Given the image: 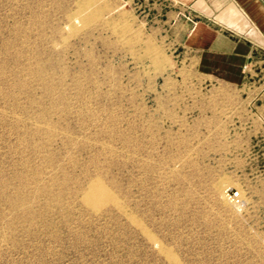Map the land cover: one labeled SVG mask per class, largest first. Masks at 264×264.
Wrapping results in <instances>:
<instances>
[{"label": "rangeland", "instance_id": "rangeland-1", "mask_svg": "<svg viewBox=\"0 0 264 264\" xmlns=\"http://www.w3.org/2000/svg\"><path fill=\"white\" fill-rule=\"evenodd\" d=\"M168 12L0 0V264H264V91L200 72Z\"/></svg>", "mask_w": 264, "mask_h": 264}, {"label": "crops", "instance_id": "crops-1", "mask_svg": "<svg viewBox=\"0 0 264 264\" xmlns=\"http://www.w3.org/2000/svg\"><path fill=\"white\" fill-rule=\"evenodd\" d=\"M170 32L200 72L264 91V0H161ZM264 108V93L258 96ZM264 119V114L261 115Z\"/></svg>", "mask_w": 264, "mask_h": 264}, {"label": "bare ground", "instance_id": "bare-ground-1", "mask_svg": "<svg viewBox=\"0 0 264 264\" xmlns=\"http://www.w3.org/2000/svg\"><path fill=\"white\" fill-rule=\"evenodd\" d=\"M82 200L85 205H87L89 208H91L94 211L108 202H112V203L116 202V199L112 195V193L109 190L105 189L101 184V182L98 180H93L88 184V186L86 187V189L82 194ZM152 242L154 243V240Z\"/></svg>", "mask_w": 264, "mask_h": 264}, {"label": "built area", "instance_id": "built-area-1", "mask_svg": "<svg viewBox=\"0 0 264 264\" xmlns=\"http://www.w3.org/2000/svg\"><path fill=\"white\" fill-rule=\"evenodd\" d=\"M227 194L231 200H235L238 197L237 193L233 192L232 190H228Z\"/></svg>", "mask_w": 264, "mask_h": 264}]
</instances>
